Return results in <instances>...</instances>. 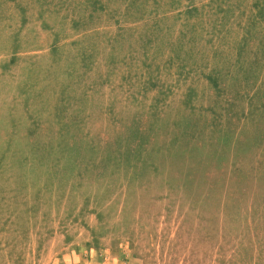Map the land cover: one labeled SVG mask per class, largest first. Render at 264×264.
<instances>
[{"label": "rangeland", "instance_id": "1", "mask_svg": "<svg viewBox=\"0 0 264 264\" xmlns=\"http://www.w3.org/2000/svg\"><path fill=\"white\" fill-rule=\"evenodd\" d=\"M0 264H264V0H0Z\"/></svg>", "mask_w": 264, "mask_h": 264}, {"label": "trees", "instance_id": "2", "mask_svg": "<svg viewBox=\"0 0 264 264\" xmlns=\"http://www.w3.org/2000/svg\"><path fill=\"white\" fill-rule=\"evenodd\" d=\"M190 188V187H189ZM213 189H211V191H212ZM210 191V192H211ZM214 194H216V193H214ZM215 198V197H214ZM203 201H206V199L205 200H203ZM196 205V203H194V205H193V207ZM206 205H207V207H209L210 205H211V200H209L208 201V199H207V201H206ZM212 207H210V208H208V209H211ZM223 208H224V210H226L227 209V207L225 206V205H223ZM230 209H231V211H232V206L231 207H229ZM211 211V210H210ZM235 212H236V210H234ZM183 215L184 216H188L189 215V212L188 211H185L184 213H183Z\"/></svg>", "mask_w": 264, "mask_h": 264}]
</instances>
